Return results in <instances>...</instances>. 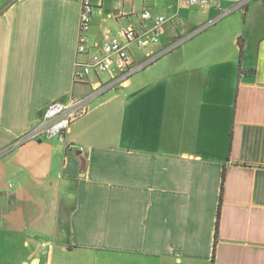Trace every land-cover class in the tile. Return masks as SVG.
Masks as SVG:
<instances>
[{
    "label": "crops",
    "instance_id": "0c3cea01",
    "mask_svg": "<svg viewBox=\"0 0 264 264\" xmlns=\"http://www.w3.org/2000/svg\"><path fill=\"white\" fill-rule=\"evenodd\" d=\"M232 4L95 0L92 45L144 8L171 18L154 52L193 35L98 95L67 148L15 143L97 84L74 80L80 0H0L4 264H264V0Z\"/></svg>",
    "mask_w": 264,
    "mask_h": 264
},
{
    "label": "built area",
    "instance_id": "2783aa9c",
    "mask_svg": "<svg viewBox=\"0 0 264 264\" xmlns=\"http://www.w3.org/2000/svg\"><path fill=\"white\" fill-rule=\"evenodd\" d=\"M140 1L147 4L152 0ZM255 1L258 0H233V4L224 9L221 15L244 10ZM181 2L189 6L205 7L212 3V0ZM80 3L77 53L84 58L78 60L76 64L74 80L82 82L94 74L97 84L87 95L72 96L66 101H54L49 104L43 110L38 126L16 141L17 145L28 141L58 138L67 148L74 147L73 144L66 142V132L74 122L89 113L91 103L98 95L115 85H126L134 72L149 65L161 53L176 48L185 38L193 35L179 38L160 53L154 52L152 47L160 41L171 18L155 14L150 8H144L140 14H136L138 21L121 31L124 40L115 37L105 40L101 45H92L89 42L88 31L95 13V0H80ZM132 45L146 51L142 60H137L130 49ZM103 75L107 76L106 80L103 79Z\"/></svg>",
    "mask_w": 264,
    "mask_h": 264
},
{
    "label": "rangeland",
    "instance_id": "374dc122",
    "mask_svg": "<svg viewBox=\"0 0 264 264\" xmlns=\"http://www.w3.org/2000/svg\"><path fill=\"white\" fill-rule=\"evenodd\" d=\"M15 145H17L16 143H15ZM0 239H1V245H2V252L0 253V256H2V260L0 261V262H2L3 264H4V236L3 237H0Z\"/></svg>",
    "mask_w": 264,
    "mask_h": 264
}]
</instances>
